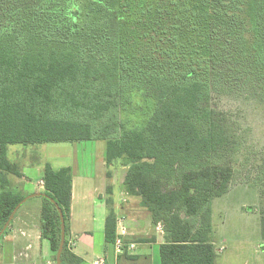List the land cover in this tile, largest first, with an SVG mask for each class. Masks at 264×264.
Returning a JSON list of instances; mask_svg holds the SVG:
<instances>
[{
    "label": "trees",
    "instance_id": "16d2710c",
    "mask_svg": "<svg viewBox=\"0 0 264 264\" xmlns=\"http://www.w3.org/2000/svg\"><path fill=\"white\" fill-rule=\"evenodd\" d=\"M218 69L264 78V0H0V231L26 198L11 187L22 173L9 146L104 140L107 164L127 166V192L164 231L161 264H216L212 207L236 177L213 105ZM43 181L67 226L72 170L47 163ZM43 200L57 254L60 215ZM105 239H117L113 209ZM62 262L82 264L67 240Z\"/></svg>",
    "mask_w": 264,
    "mask_h": 264
},
{
    "label": "crops",
    "instance_id": "0c3cea01",
    "mask_svg": "<svg viewBox=\"0 0 264 264\" xmlns=\"http://www.w3.org/2000/svg\"><path fill=\"white\" fill-rule=\"evenodd\" d=\"M38 145L42 149L23 145L22 149L11 151L14 145L8 147L9 161L22 173V177L9 176L12 190L26 197L43 193L47 163L55 171L72 170L73 199L66 240L69 250L82 264H95L99 260L106 264H161L164 231L153 223L150 212L142 206V199L127 192L124 185L127 166L122 161L107 164V141ZM37 198L42 197L28 200L19 209L11 227L1 237L0 264H57V254L41 231L45 202ZM111 209L117 216V238L123 242L121 250L116 243L107 244L105 239ZM210 238L213 242V234Z\"/></svg>",
    "mask_w": 264,
    "mask_h": 264
},
{
    "label": "rangeland",
    "instance_id": "374dc122",
    "mask_svg": "<svg viewBox=\"0 0 264 264\" xmlns=\"http://www.w3.org/2000/svg\"><path fill=\"white\" fill-rule=\"evenodd\" d=\"M231 74L229 79L218 69L212 83L213 105L227 119L232 141L227 154L236 171L230 192L216 199L212 207L216 264H264L260 223L264 191V78L247 82L238 77L241 74ZM23 147L14 145L10 149Z\"/></svg>",
    "mask_w": 264,
    "mask_h": 264
},
{
    "label": "water",
    "instance_id": "95a60500",
    "mask_svg": "<svg viewBox=\"0 0 264 264\" xmlns=\"http://www.w3.org/2000/svg\"><path fill=\"white\" fill-rule=\"evenodd\" d=\"M36 197H42V198H46L49 199L53 204H55L58 213L60 215V221H61V243H60V247L59 250L57 252L56 255V263L57 264H63L62 262V255H63V251L65 248V243H66V233H67V226H66V220H65V216L64 213L62 211V209L59 207V205L55 202L54 199H51L47 194L45 193H36V194H32L28 197H26L13 211V213L11 214L9 220L7 221V223L5 224V226L3 227V229L0 231V238L5 234V232L7 231V229L9 228V226L11 225L12 221L14 220L15 216L17 215L19 209L30 199L32 198H36Z\"/></svg>",
    "mask_w": 264,
    "mask_h": 264
},
{
    "label": "built area",
    "instance_id": "2783aa9c",
    "mask_svg": "<svg viewBox=\"0 0 264 264\" xmlns=\"http://www.w3.org/2000/svg\"><path fill=\"white\" fill-rule=\"evenodd\" d=\"M42 185L44 186V183H42ZM115 243H116L117 249L121 250V248L123 247L122 239L117 238ZM95 264H106V262L104 260H99Z\"/></svg>",
    "mask_w": 264,
    "mask_h": 264
}]
</instances>
